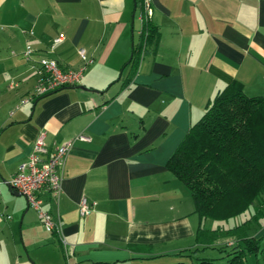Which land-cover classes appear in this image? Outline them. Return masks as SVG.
Returning <instances> with one entry per match:
<instances>
[{
    "label": "crops",
    "instance_id": "0c3cea01",
    "mask_svg": "<svg viewBox=\"0 0 264 264\" xmlns=\"http://www.w3.org/2000/svg\"><path fill=\"white\" fill-rule=\"evenodd\" d=\"M152 8L147 41L140 0H0V179L27 159L40 131L50 150L71 143L61 193L42 195L65 246L3 183L0 264H161L196 246L205 220L166 164L231 81L264 95V0H152ZM27 47L63 69L81 65L79 48L92 63L79 85L21 103L37 80ZM83 198L95 206L80 216Z\"/></svg>",
    "mask_w": 264,
    "mask_h": 264
},
{
    "label": "trees",
    "instance_id": "16d2710c",
    "mask_svg": "<svg viewBox=\"0 0 264 264\" xmlns=\"http://www.w3.org/2000/svg\"><path fill=\"white\" fill-rule=\"evenodd\" d=\"M143 30L147 41L155 33L150 20ZM140 52L133 48L132 68ZM166 166L188 188L201 222L228 221L250 208L253 212L249 219L231 227L206 229L201 224L195 233L196 246L177 253L185 260L168 264H195L192 258L196 264H249L248 254L264 251V233L253 235L264 226V95H246L236 80L217 91ZM224 238L232 243L218 246V257L194 255L215 248Z\"/></svg>",
    "mask_w": 264,
    "mask_h": 264
},
{
    "label": "built area",
    "instance_id": "2783aa9c",
    "mask_svg": "<svg viewBox=\"0 0 264 264\" xmlns=\"http://www.w3.org/2000/svg\"><path fill=\"white\" fill-rule=\"evenodd\" d=\"M140 3V20L142 22L149 21L153 13L152 0H140ZM30 33L32 34L31 31ZM61 41L62 36L53 39L52 43L49 44V50L52 51L55 44ZM77 52L81 59V65L76 69H63L54 58H32V49L27 47L23 55L31 63V67L35 69L37 80L33 92L21 99V103L41 97L62 87L79 85L87 66L92 63V58L87 55L84 48H79ZM78 136L80 139L89 140L82 134ZM45 139L46 133L42 130L35 138L27 159L19 164L16 172L7 182L0 179V186L7 183L16 192L23 195L28 206L36 212L44 230L56 233L61 237V224L44 207L42 195L46 194L52 199H57L61 193L62 172L71 143H63L50 150ZM94 206V202H88L86 198L81 199L78 207L80 216L88 214ZM61 239L64 244L65 241L62 237Z\"/></svg>",
    "mask_w": 264,
    "mask_h": 264
},
{
    "label": "rangeland",
    "instance_id": "374dc122",
    "mask_svg": "<svg viewBox=\"0 0 264 264\" xmlns=\"http://www.w3.org/2000/svg\"><path fill=\"white\" fill-rule=\"evenodd\" d=\"M252 213V208H250L249 210L245 211L244 213L228 220H212V219H206L204 221V227L208 228V229H214L218 226H224V227H231L237 224H240L242 222H244L245 220L250 218V214ZM223 243H215V248H206L203 250L198 251L196 254H194L196 257H218L221 253L218 251L217 247L222 245ZM227 249L229 247H226ZM262 249H264V239H262ZM180 260H185L184 257H174L173 259H171L170 261L166 262V263H161V264H168V263H173V262H177ZM193 262H195V264L197 263L195 258H192ZM247 261L249 262V264H264V253L259 254L258 258H254V256L248 254L247 255Z\"/></svg>",
    "mask_w": 264,
    "mask_h": 264
}]
</instances>
